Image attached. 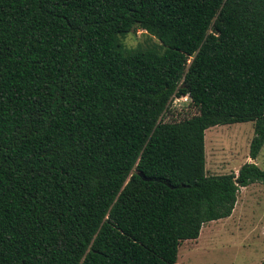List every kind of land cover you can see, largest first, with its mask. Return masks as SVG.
<instances>
[{"label":"trees","instance_id":"1","mask_svg":"<svg viewBox=\"0 0 264 264\" xmlns=\"http://www.w3.org/2000/svg\"><path fill=\"white\" fill-rule=\"evenodd\" d=\"M248 122L256 161L264 0H0V264H178L264 184L207 173V130Z\"/></svg>","mask_w":264,"mask_h":264},{"label":"rangeland","instance_id":"2","mask_svg":"<svg viewBox=\"0 0 264 264\" xmlns=\"http://www.w3.org/2000/svg\"><path fill=\"white\" fill-rule=\"evenodd\" d=\"M123 42L128 49L159 44L141 30L130 33ZM196 113L189 97H173L164 121H180ZM254 136L253 122L207 130L208 175L238 174L247 163H256L264 170V148L256 161L250 158ZM178 264H264V184L241 189L231 219L208 223L198 240L184 241L179 248Z\"/></svg>","mask_w":264,"mask_h":264},{"label":"water","instance_id":"3","mask_svg":"<svg viewBox=\"0 0 264 264\" xmlns=\"http://www.w3.org/2000/svg\"><path fill=\"white\" fill-rule=\"evenodd\" d=\"M139 175L145 180V181H152V179L147 178L144 174L139 173Z\"/></svg>","mask_w":264,"mask_h":264},{"label":"crops","instance_id":"4","mask_svg":"<svg viewBox=\"0 0 264 264\" xmlns=\"http://www.w3.org/2000/svg\"><path fill=\"white\" fill-rule=\"evenodd\" d=\"M237 204H238V203H237ZM236 206H237V205H236ZM234 212H235V211H234ZM233 215H234V213H233ZM233 215H232V216H233ZM232 216H231L230 218H228V219H224V220H229V219H231V218H232ZM221 221H222V220H221Z\"/></svg>","mask_w":264,"mask_h":264}]
</instances>
